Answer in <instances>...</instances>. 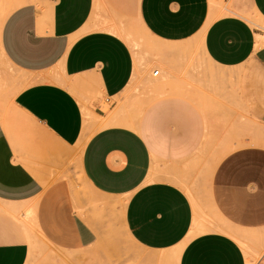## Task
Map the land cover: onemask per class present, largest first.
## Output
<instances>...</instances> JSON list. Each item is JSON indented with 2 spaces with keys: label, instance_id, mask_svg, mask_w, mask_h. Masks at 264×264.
<instances>
[{
  "label": "crops",
  "instance_id": "crops-1",
  "mask_svg": "<svg viewBox=\"0 0 264 264\" xmlns=\"http://www.w3.org/2000/svg\"><path fill=\"white\" fill-rule=\"evenodd\" d=\"M10 1L0 73L12 66L24 86L0 114V264H68L63 254L99 242L76 171L119 197L103 198L124 208L137 245L158 254L186 240L175 264H254L264 133L229 143V78L264 125V33L246 18L264 22V0ZM131 19L159 53L198 42L205 60L172 61L170 81L138 78L142 62L120 35Z\"/></svg>",
  "mask_w": 264,
  "mask_h": 264
},
{
  "label": "rangeland",
  "instance_id": "rangeland-1",
  "mask_svg": "<svg viewBox=\"0 0 264 264\" xmlns=\"http://www.w3.org/2000/svg\"><path fill=\"white\" fill-rule=\"evenodd\" d=\"M9 2L11 1L0 0V10L2 5ZM7 14L8 11L0 12V21ZM246 18L252 26L258 29V32L264 33V22L255 14L250 13ZM120 35L129 45L132 53L134 52L138 61L142 62L140 71L137 74L138 78L159 77L170 81L172 76H174V72L178 70L172 67V61L196 60L201 62L205 60L198 42H194L191 47L178 52L159 53V50H157L159 48L158 41L139 26L137 19H131L120 29ZM259 38L264 42V35L259 36ZM155 69L159 70L157 76L152 74ZM21 73V71L7 65L4 66L0 73V114L2 115L8 112L13 94L24 86L23 82L14 78ZM237 73V77H239V71ZM229 79V143L256 145L253 141L259 139L258 133H264V125L250 113L246 105L243 106L239 103L240 101L236 98L237 80ZM142 85L145 86L146 84H138L140 87ZM103 104L107 108L108 103L104 102ZM233 148L234 146L229 147L230 150ZM70 183L71 187L77 190L84 199V206L82 207L84 214L98 225L100 240L89 249L63 254V260L67 261L68 264H137V259L132 257H139L137 254L142 252L145 257H148L149 264H157L155 262H158V264H175L174 250L177 246L182 248L186 240L172 248L162 250L161 253L151 252L149 249L137 245L129 238L123 223L124 208L118 207L117 202L115 203L112 199L103 198L118 199L119 197L107 196L96 192L78 171H76ZM100 197L102 198L99 204L97 199ZM190 197L196 199L195 195H190ZM251 257L253 263L259 259H264V247L262 250L251 253Z\"/></svg>",
  "mask_w": 264,
  "mask_h": 264
},
{
  "label": "built area",
  "instance_id": "built-area-1",
  "mask_svg": "<svg viewBox=\"0 0 264 264\" xmlns=\"http://www.w3.org/2000/svg\"><path fill=\"white\" fill-rule=\"evenodd\" d=\"M159 73V70L158 69H155L153 72H152V74L154 75V76H157V74ZM254 264H264V262L262 261V260H257Z\"/></svg>",
  "mask_w": 264,
  "mask_h": 264
},
{
  "label": "bare ground",
  "instance_id": "bare-ground-1",
  "mask_svg": "<svg viewBox=\"0 0 264 264\" xmlns=\"http://www.w3.org/2000/svg\"><path fill=\"white\" fill-rule=\"evenodd\" d=\"M124 201H125V199H124ZM124 201H122V203L121 204H123V202ZM108 203V202H107ZM112 206V205H111ZM115 206V205H114ZM118 206V205H117ZM180 249H181V247H176L175 248V250H174V255H175V257H177L178 255H179V253H180ZM172 255V254H171Z\"/></svg>",
  "mask_w": 264,
  "mask_h": 264
}]
</instances>
